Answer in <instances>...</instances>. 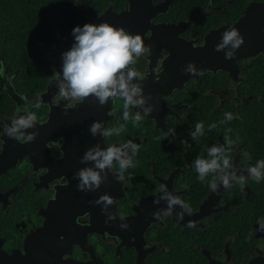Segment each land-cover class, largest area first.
I'll return each mask as SVG.
<instances>
[{
  "label": "flooded vegetation",
  "instance_id": "1",
  "mask_svg": "<svg viewBox=\"0 0 264 264\" xmlns=\"http://www.w3.org/2000/svg\"><path fill=\"white\" fill-rule=\"evenodd\" d=\"M66 1L77 10L81 20L78 24L80 26L86 22L94 23L95 21L91 17L88 19L84 17L81 6L87 3L90 4V10L95 15L93 18H96L98 13H103L108 7L114 12L127 8L126 0L119 3L118 0H103V6H100L97 0H79L78 4H74L73 0ZM162 1L164 0H153V3ZM175 1L177 0L173 2ZM235 1L208 0L192 9H186L182 14L172 10V2L168 11L157 14L152 22L156 24L183 22L184 26L180 28L177 36L185 42H190L194 49L209 30L226 24L231 25L242 14L244 7L252 2L248 1L241 14L231 20L232 16L236 15V12L231 9ZM206 8L208 11H205ZM48 27L51 31L49 38L34 37V40L38 47L39 59L45 61L51 69L49 80H53L58 85L59 81L51 79V76L55 70L59 71L61 79L63 78L61 54L74 43V37L71 34L73 28L68 36H65L52 17L49 19ZM148 36L147 33L144 35L145 38ZM174 41L175 39H172L161 45H151V54L139 58L133 67L138 71L149 73L147 76L158 80L153 69L158 65L163 69L164 61L170 59V49L167 47H171ZM249 60L250 57L238 61L239 71L236 79L229 78L226 73L219 70L205 71L203 75L198 76V79L190 77L183 83L182 88L171 90L162 99L161 88L156 86L147 90L145 85L141 93L145 97V104L143 107L131 108L130 118L127 121L123 119V101L119 97L109 104L107 111L109 121L106 122L104 129L118 128L123 125L124 130L119 134L113 133L109 137L103 136L104 143L123 144L131 140L139 146V150L135 155H132V149H128L127 152L135 166L129 165L124 169V180L120 181L121 194L114 212L118 218L124 217V219L118 221V234L109 235L106 231L99 233L90 230L85 232L86 245L91 248L93 255L102 259L103 264H248L255 258L264 257V229L261 228V223L264 222V210L261 212L255 208L256 204L244 202L242 205L247 207L246 213H239L240 216H237L242 219V223L230 224L228 222L230 216L227 212L236 211L238 207L230 189L232 186L235 188L240 185L231 181L230 187H222L217 194L213 193L208 183L212 179V173L207 174L203 182L200 181L194 167V160L191 159L194 143L189 142V137L185 134V129L192 124L197 115L199 91L206 97L204 103L200 105L201 110L210 109L211 118L215 117L216 109L225 101L231 106L233 116L238 117L239 106L257 97L255 94H243L239 89L240 84L245 80L241 63L246 64ZM8 77L11 79L9 80ZM218 77L221 79L224 77V80ZM2 79L4 86L7 84L13 86L11 73L4 71ZM220 80L223 84L221 83V87L216 89ZM43 89L44 87L32 95L18 92L23 101L21 112L26 110L27 113L28 105L33 101L35 94L42 92ZM58 91L59 87L54 91L51 102ZM89 100L90 109H92L95 105L92 98ZM67 103H69L68 100L61 98L58 105L53 102L52 105L65 108ZM150 105L153 106V111L144 115V107ZM37 109L42 113L39 111L36 113ZM137 111L141 112L143 119L133 123ZM29 112H35L38 122H42L46 116L47 106L42 104L39 107L31 106ZM14 115L13 106L9 112L0 111L1 126L11 127L10 123ZM198 119L193 121L195 125ZM206 121L208 120L204 119V123ZM170 128L175 130V135L170 133L166 136L165 133ZM150 140L163 146L172 145L178 149L171 157L165 156L163 151L156 152L155 155L160 157L154 160L150 151L140 150L141 143ZM181 140H186L187 143L182 144ZM50 142L53 144L52 147H48L49 160L51 163L55 162V170L46 166V160L50 162L48 159H38V165L33 166L29 157L24 155L16 160L15 165L0 174V264H11V256L15 254L16 257L25 253L26 237L43 224L42 210L47 208L49 201H55L54 185L68 191H75L72 187L67 188L66 185L67 174L71 171L72 163H59L63 157L62 141ZM76 154L80 156V153ZM240 154V147H236L231 160L232 164L236 161L237 175L243 172L246 180H250L245 171L248 166L241 164ZM203 158L210 159L209 156ZM80 162L86 165L87 160ZM44 168L48 171L42 174L40 170ZM64 170L65 172H62ZM118 173L119 163L114 161L110 166L111 178L116 179ZM50 175L54 177L48 178ZM68 177L70 181L77 179L74 178V174H69ZM161 184L165 185L162 189ZM111 186V183L101 182L100 187L92 191L93 198H89L85 211L76 214L77 224L85 226L93 220L97 222L104 220V203L96 204L95 201L103 195L104 190L110 196ZM246 187L254 186L250 187V184H247L244 191ZM171 197H178L184 201L191 207L192 212L189 213L182 204H175L172 205L171 214L164 216L169 208L168 202ZM154 213H159L162 219H157ZM180 213H183L182 221L179 220ZM189 220L195 222L194 227L186 226ZM122 224H127L128 228L122 229L120 227ZM102 227L103 225L100 226L101 229ZM146 244L150 247H145ZM63 258L85 261L90 259V251L72 244L70 253Z\"/></svg>",
  "mask_w": 264,
  "mask_h": 264
},
{
  "label": "water",
  "instance_id": "2",
  "mask_svg": "<svg viewBox=\"0 0 264 264\" xmlns=\"http://www.w3.org/2000/svg\"><path fill=\"white\" fill-rule=\"evenodd\" d=\"M126 1V9L114 12L108 7L102 15H98L96 18H93L95 15L90 10L89 3L82 5L81 9L83 10L84 17L86 19L91 17L95 20L94 23L99 24L107 21L116 27H124L131 34H140L144 39L145 45L161 44L175 39L172 46L167 47L170 49V59L164 61L165 64L159 74L158 80H155L152 76H147L144 80L135 78L132 81V83L139 84L141 87L146 85L145 89L147 90L156 86L161 88V99L163 96H167L171 90L182 88L183 83L188 81L190 77L198 79L199 75L193 76L183 71L190 62L198 70H203V72H215L219 70L226 73L229 78L236 79L239 71V60L256 55L264 56V0L249 2L237 20L231 25L226 24L209 30L203 39L205 42L204 46H196L194 49L191 47L190 42H185L177 36L180 28L184 26L183 22L172 24H156L152 22V19L157 14L168 11L174 0H164L157 4L153 3V0ZM229 28H235L244 38V43L240 48L234 50L236 51L235 57L232 59L225 58V53L233 50L230 44L220 51H215V46L223 42L224 31ZM146 33L149 35L147 38L144 37ZM57 87L58 85L48 78L42 92H37L33 101L28 105L26 113V110L21 112L23 101L19 93L15 90L14 86L8 84L4 86L3 79L1 78V88L11 100L13 111L15 112L12 119L21 116L26 117L29 113V108L36 106L37 101L47 106V112L44 121L38 122L37 120L32 127L20 130L25 135L38 133L33 141L24 144L19 143L13 138H9L5 131L6 126L3 128L0 123V131H2L0 139L3 141V151L0 152V174L15 165L16 160L24 155L29 157L33 166L38 165V159L45 158L49 160L47 143L61 140L63 157L59 163H72L69 174H75L81 169L87 168L99 171L103 177L101 182L112 184L111 188H109L110 196L115 198L117 203L121 194L120 181L111 178L110 167L99 170L95 167V161L93 160H87L86 165L80 162L86 161L83 157L89 149L95 150L97 145H99L101 150L108 147L103 141L102 133L106 122L109 121L107 111L109 104H112V98H109L106 105H101L98 97L90 96L83 103L76 102L74 108H68L65 111V108L52 105L51 97ZM89 98H92V102L95 105L92 109H90ZM17 106L20 109L18 113L16 112ZM93 122H102L100 130L95 136L90 131ZM10 124L12 125V120ZM164 131H166L165 128ZM115 145L119 146L121 144ZM76 153H80V156ZM54 164V161L51 163V161L47 162L46 160V166L49 169L55 170ZM236 164L235 161L233 166H236ZM62 172H65V170ZM69 174H67V188L72 187L75 191H68L62 189L61 186L54 185L56 189L54 194L55 201H49L47 208L42 210L41 214L44 217L43 224L26 237L24 243L25 253L23 255L19 254L16 257L15 255L11 256V264H103L102 259L93 255L91 248L86 245L85 232L90 230L99 233L106 231L109 235L118 234V221L123 219L118 218L114 212L116 205L114 203L107 207L104 205V220L100 222L93 220L85 226L77 224L75 221L76 214L85 211L89 198H93L92 191H96L97 188L95 185L91 188L85 185L84 191L79 190L77 187L79 178L70 181ZM52 177L54 175H50L48 178ZM105 194L107 193L104 190L103 195ZM111 215H115V219H109ZM106 220L108 221L107 223H105ZM101 225H103V229L100 228ZM72 244H77L83 250H89L90 259L79 261L63 258L64 255L70 253ZM248 264H264V257L255 258Z\"/></svg>",
  "mask_w": 264,
  "mask_h": 264
},
{
  "label": "clouds",
  "instance_id": "3",
  "mask_svg": "<svg viewBox=\"0 0 264 264\" xmlns=\"http://www.w3.org/2000/svg\"><path fill=\"white\" fill-rule=\"evenodd\" d=\"M74 4H78L79 0H73ZM205 11H208L206 8ZM103 13H98L102 15ZM72 36L74 43L72 46L62 52V79L59 71H53L51 79L59 81L58 93L53 97V104L58 105L61 98L68 100L69 103L65 105V111L68 108H74L76 102L83 103L86 98L90 96L98 97L101 105H106L109 98L113 101L119 97L123 101V119L125 121L130 118V109L136 106L143 107L145 104V97L141 95L143 88L141 85L132 83L135 78L140 80L146 79L149 73L136 70L137 60L142 56H149L151 54V45H145L144 39L140 34H131L125 30L124 27H116L107 21L97 23L86 22L83 26L76 25L73 27ZM204 41L201 40L199 47L204 46ZM244 43V38L240 35L235 28L226 29L223 33V42L215 46V51H220L227 45H231L233 50L225 53L226 59L235 57L234 50L240 48ZM162 68L158 65L153 69L156 78H159V73ZM184 72L190 73L193 76L203 75V70H198L193 63H188L187 68L183 69ZM4 76V68L0 62V77ZM10 80L11 78L8 77ZM138 97V98H137ZM151 97V93H149ZM25 99L26 98H23ZM40 106V102H36V107ZM20 109L17 106L16 112ZM153 111V106L144 107L143 114L148 115ZM111 114V113H109ZM231 112L225 113V121L233 119ZM143 119L141 112L137 111L133 119V123H137ZM37 121L35 112H29L26 117L21 116L12 119V126L5 128L7 136L13 138L21 144L33 141L38 133H29L25 135L20 130L32 127ZM102 126V122H93L90 131L93 136L97 134ZM210 128H215L216 125L212 124ZM204 125L198 122L195 125V131L191 133L192 139H196L198 135H203ZM124 130V126L120 125L118 128L107 129L105 128L102 135L104 137L112 136L113 133L119 134ZM228 131H231L229 129ZM175 135L174 129H169L165 133ZM239 137H237V140ZM225 146H216L208 148V156L210 159L203 158L198 155L194 160V167L199 174V180L204 181L205 176L212 173V179L208 182L210 189L219 194L220 187L224 188L231 186V181H235L244 189L246 178L243 172L237 175L238 169L233 166L229 152L236 142L225 135ZM182 144H186V140H181ZM53 142H48L46 147H52ZM3 141H0V151H3ZM128 149H132V155H135L139 150V146L133 141L129 140L119 146L110 144L104 150L96 146L95 150L89 149L83 159L95 161V167L99 170H104L113 165L114 161L119 163V173L116 175L118 181L124 180L123 170L128 168L129 165L134 167L132 157L128 156ZM245 155H247L245 153ZM250 159V157H249ZM264 160H258L254 166H249L245 171L247 176L252 180L259 182L264 177ZM42 174L47 173L48 169L40 170ZM74 178H79L77 185L79 190L84 191L85 185L91 188L95 185L96 188L100 187L103 177L99 171H94L92 168L81 169L74 174ZM219 182V183H218ZM165 185L161 184L160 188ZM187 187V186H185ZM104 203L105 207L116 203L115 198L105 194L100 196L95 203ZM158 202V201H154ZM91 203V202H90ZM169 208L164 213V216L171 214L172 205L182 204L189 213L192 209L189 205L178 197H171L169 199ZM157 219H162L159 213L153 214ZM109 219H115V215H111ZM124 219V217H121ZM179 220H183V213L179 214ZM108 221L106 220L105 223ZM187 227H194L195 222L189 220ZM122 229L128 228L127 224L120 225ZM261 228L264 229V222L261 223ZM150 247V245H145Z\"/></svg>",
  "mask_w": 264,
  "mask_h": 264
},
{
  "label": "trees",
  "instance_id": "4",
  "mask_svg": "<svg viewBox=\"0 0 264 264\" xmlns=\"http://www.w3.org/2000/svg\"><path fill=\"white\" fill-rule=\"evenodd\" d=\"M97 1L100 2V6H103V0ZM206 1L208 0H177L173 2L171 8L182 14L186 9H192ZM214 1L223 2L225 0ZM248 1L261 0H236L231 6L236 15L232 16L231 20L241 14ZM117 2H123V0ZM51 17L65 36H68L71 28L81 21L77 10L66 0H0V62L3 63L4 71L12 74L13 86L17 92L34 94L44 87V82L51 73L47 63L39 59L38 47L34 40V37H50L51 31L48 24ZM241 68L245 74V80L239 86L240 91L243 94H255L257 97L239 106L238 117L233 116L231 121H225V113L232 111L228 102L221 103L216 109L215 117L211 118L210 109L201 110L200 105L204 103L206 97L202 96V92L199 91L197 115L193 121L199 118L197 121L203 123V135L192 139L191 133L195 131L193 121L185 129L189 142L194 143V149L191 152L192 160H195L198 155L208 156L207 149L213 145L226 147L225 135L236 142L229 152L231 160H233L232 156L236 147H240L242 165L254 166L258 160H264V56L250 57L248 63H241ZM1 78L0 111L9 112L12 102L1 88ZM218 79L221 78L218 77ZM221 80L223 81L224 77ZM221 80L216 85V89L221 87V83L223 84ZM38 111L41 112L37 109L36 113ZM204 119L208 121L204 123ZM212 124L216 127L210 128ZM229 129L231 131H228ZM207 134L208 136H205ZM237 137H239L238 140ZM141 145L140 150L150 151L154 160L160 157L155 155L156 152L163 151L165 156L171 157L178 149L172 145L163 146L153 140L141 143ZM247 184L254 187H246L244 191L237 185L230 189L238 205L236 211L227 212L230 216L228 220L230 224L240 225L242 223V219L237 216L239 213H246L247 207L242 205L244 202L256 204L255 208L261 212L264 210V177L259 182L252 179L246 180L245 185ZM24 191L25 189L23 193Z\"/></svg>",
  "mask_w": 264,
  "mask_h": 264
},
{
  "label": "bare ground",
  "instance_id": "5",
  "mask_svg": "<svg viewBox=\"0 0 264 264\" xmlns=\"http://www.w3.org/2000/svg\"><path fill=\"white\" fill-rule=\"evenodd\" d=\"M79 5H80V4H79ZM77 6H78V5H77ZM159 45H161V44H159ZM42 160H43V159H42ZM221 191H222V190H221ZM144 200H146V199H144ZM144 200H143V201H144ZM192 220H193V219H192ZM132 231H133V230H132ZM14 255H15V254H14Z\"/></svg>",
  "mask_w": 264,
  "mask_h": 264
}]
</instances>
